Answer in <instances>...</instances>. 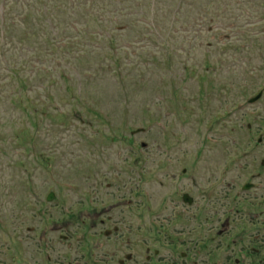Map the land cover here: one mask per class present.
I'll use <instances>...</instances> for the list:
<instances>
[{"label": "rangeland", "instance_id": "1", "mask_svg": "<svg viewBox=\"0 0 264 264\" xmlns=\"http://www.w3.org/2000/svg\"><path fill=\"white\" fill-rule=\"evenodd\" d=\"M13 2L28 15L7 26L0 0V264L116 263L235 204L264 155V0Z\"/></svg>", "mask_w": 264, "mask_h": 264}, {"label": "flooded vegetation", "instance_id": "2", "mask_svg": "<svg viewBox=\"0 0 264 264\" xmlns=\"http://www.w3.org/2000/svg\"><path fill=\"white\" fill-rule=\"evenodd\" d=\"M259 135L262 138L257 142L263 144L264 133ZM253 159L243 171L248 174L246 179L236 185L235 190L230 184L231 193L227 191L223 195L224 200L235 201V204L228 205L222 215L218 210L214 211L213 218L202 219L197 229L187 225L180 230L171 229L172 232L167 234L169 240L163 241L170 244L167 249L156 243L157 234L151 235L155 241L152 246L144 244L143 250L126 252L111 264H264V155H256ZM182 199L186 202L179 211L186 214L188 206L185 204L192 205L197 198L187 191ZM113 227L106 229L105 235L120 231L119 226ZM124 239L122 241L129 246L130 238ZM176 240L179 244L175 245ZM94 262L98 263V260Z\"/></svg>", "mask_w": 264, "mask_h": 264}, {"label": "trees", "instance_id": "3", "mask_svg": "<svg viewBox=\"0 0 264 264\" xmlns=\"http://www.w3.org/2000/svg\"><path fill=\"white\" fill-rule=\"evenodd\" d=\"M24 10L21 14L15 13V6L13 0H7V26L15 24L18 19H24L28 14H24Z\"/></svg>", "mask_w": 264, "mask_h": 264}, {"label": "water", "instance_id": "4", "mask_svg": "<svg viewBox=\"0 0 264 264\" xmlns=\"http://www.w3.org/2000/svg\"><path fill=\"white\" fill-rule=\"evenodd\" d=\"M52 198V194L49 196V199H51Z\"/></svg>", "mask_w": 264, "mask_h": 264}]
</instances>
